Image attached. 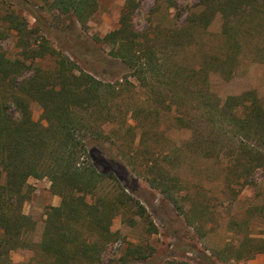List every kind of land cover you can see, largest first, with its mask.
<instances>
[{
	"label": "trees",
	"instance_id": "1",
	"mask_svg": "<svg viewBox=\"0 0 264 264\" xmlns=\"http://www.w3.org/2000/svg\"><path fill=\"white\" fill-rule=\"evenodd\" d=\"M98 4V0H46L50 10L75 18L66 25L69 31L77 23L86 26ZM137 8V0H126L119 28L95 38L131 72L123 81L106 82L82 70L50 43L45 33L50 27L46 28L44 17L32 6L28 10L36 27L15 9L0 7V264H16L12 255L21 250L30 252L35 264L150 263L155 249L149 244L126 243L124 253L108 262L103 258L121 238L112 228L116 217L121 216L133 227L136 219L131 215L136 216L148 227L149 234L157 229L146 207L127 191L114 171L103 172L97 167L92 155V146L97 145L110 144L116 150L112 160L116 167L143 170L149 185L199 229L196 222L204 212H198L197 207L203 204L191 199V210H185L180 204L182 196L179 198L183 183L167 167L179 166L181 155H155L147 145L145 154L138 156L134 141L130 147L120 141L122 129L125 134L131 133L136 126L130 125V120L137 122L144 114L141 108H126V98L134 88L130 77L146 89L149 107L145 113L158 118L176 107L182 114L174 119L193 132L187 147L201 149L206 158H215L218 147L219 152L224 149L233 170L252 184L255 171L264 167L263 101L255 90L220 99L209 83L210 72L233 75V63L244 48L243 40L264 34V0H202L200 10L172 32L171 54L166 53L168 45L153 43L148 32L134 30L132 18ZM217 16L222 19L220 36L227 56L204 53L197 70L177 59L176 50L192 43L193 28L207 30ZM12 35L19 52L16 58L9 57L3 45ZM255 51L264 59V44ZM47 59L53 60V69L37 65ZM196 78L202 84L199 93L192 85ZM191 94L197 98L192 107L196 104L198 119L193 114L189 117L190 111L184 109ZM33 103L41 107L44 123L33 119ZM203 124L209 126V133L201 131ZM30 179L49 180L50 191L61 199L59 206L49 207L45 213L39 244L29 238L36 222L23 213L24 204L34 193ZM260 242V247L243 243L242 254L248 256L240 254L238 258L263 252L264 239ZM165 264L191 263L168 260Z\"/></svg>",
	"mask_w": 264,
	"mask_h": 264
},
{
	"label": "rangeland",
	"instance_id": "2",
	"mask_svg": "<svg viewBox=\"0 0 264 264\" xmlns=\"http://www.w3.org/2000/svg\"><path fill=\"white\" fill-rule=\"evenodd\" d=\"M19 1H22L21 6H18ZM201 1L137 0L138 8L132 18L133 28L139 33L148 32L147 37L153 43L168 45L166 53L171 54L173 50L169 41L172 32L178 31L192 13L200 10L198 6ZM98 3L97 11L86 26L76 22L77 26L72 31L67 30L66 25L75 22V18L50 10L46 0H0V7L15 9L28 18L32 27H36L35 19L28 10L32 6L44 17L46 28L50 27L45 33L55 48L69 55L82 70L92 73L100 80L123 81L131 72L110 54L109 47L98 43L95 38H103L119 28L126 0H98ZM221 29L220 16L214 18L207 30L194 27L192 43L177 49L176 58L196 70L200 67L204 53L225 58L227 54L220 36ZM263 44L264 34L243 40L244 48L237 53L238 60L233 63V75L210 72L209 83L217 97L225 99L230 95L255 90L264 103V59L256 55L255 51L257 46ZM3 45L8 56L16 58L19 52L15 37L12 35ZM53 63V60L47 59L39 61L37 65L53 69ZM130 81L134 88L126 102L124 101L127 103L126 108L131 111L141 108L144 114L138 117L137 122L130 120L129 124L136 126L131 133L125 134L122 129L120 141L128 147L134 141L139 151L138 156H143L148 146L155 155H181L178 159L181 163L179 166H167L183 183L184 191L179 195V198L182 196L180 204L188 212L191 210L190 200H197L203 204L197 207V211L204 212V216L196 222L199 229L192 227L187 216L180 213L176 205L149 185L143 170L132 172L131 167L123 165L118 168L113 165L112 160L117 153L110 144L92 146L97 167L103 172L114 171L127 191L146 207L157 229L156 233L149 234L148 227L136 216L131 215L136 219L133 227L126 224L121 216L116 217L112 228L113 231L120 232L121 238L106 250L103 256L105 262L124 253L126 243H139L149 244L155 249V256L149 264H165L168 260L187 261L191 264H264V251L247 258L244 257L248 254H242L243 243L260 247V241L264 239V167L255 171L252 176L255 182L252 184L233 170V162L226 157L224 149L220 148L219 152L218 147L215 158H206L201 149L187 147L194 138L193 132L182 128L175 121V116L182 115L176 111V107L170 113L163 112L158 118L153 113H145V109L149 107L145 102L146 89L135 78L130 77ZM192 85L199 93L202 86L200 79H194ZM161 91L166 94L164 88ZM190 97L184 109L186 112L190 111L189 117L193 114L197 118L196 104L192 107L197 98H193V95ZM188 109H192V112ZM31 111L36 122L44 123L43 111L37 103L31 105ZM13 112L17 117V112ZM209 130L208 125H201L203 133L207 134ZM123 151L129 152V149L124 148ZM28 183L34 188V193L24 204L23 213L36 222V229L29 238L39 244L44 230L45 213L49 207L59 206L61 199L52 194L51 183L47 179H30ZM240 254L244 257L238 258ZM12 260L16 264H35L31 261V253L23 250L14 253Z\"/></svg>",
	"mask_w": 264,
	"mask_h": 264
}]
</instances>
